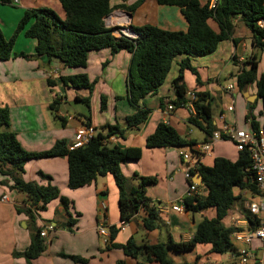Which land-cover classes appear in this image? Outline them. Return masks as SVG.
<instances>
[{
	"label": "crops",
	"instance_id": "obj_1",
	"mask_svg": "<svg viewBox=\"0 0 264 264\" xmlns=\"http://www.w3.org/2000/svg\"><path fill=\"white\" fill-rule=\"evenodd\" d=\"M137 1L125 0L123 4L128 8ZM205 1L201 0L202 3ZM109 4L112 11L104 18L103 25L106 29H114L112 35L115 38L122 36L124 31L143 25L171 32H185L187 28L178 8L158 5L155 0H144L132 12L128 9L115 8L122 4L121 0H109ZM39 8L51 9L64 20L63 11L57 0H20L17 6L0 1V30L4 39L12 37L26 9ZM233 23L232 38L236 39L237 43L232 40L223 41L210 55L190 57L191 66L197 72L199 83L190 71L183 74L187 88L186 98L191 93L205 95L206 101L203 103L209 105L211 109L214 132L220 131L223 126L242 131L249 130L246 115L249 106L254 102L258 103L252 114L257 121L260 118L261 107L260 101H257L255 86L239 91L234 82L237 71L251 55L256 57L258 75L264 73V49L252 48L251 34L239 18L234 19ZM29 25L16 36L12 49L14 54L34 55L36 41L24 36ZM210 26L215 29L212 22ZM184 57L175 58L157 93L140 101L141 108L150 110L147 121L138 130L127 131L124 139L117 138L109 143L120 148L142 150L139 160L121 165V172L126 178L134 179V184L137 185L139 177L156 179V183L147 185L145 190L146 197L158 212L157 229L146 233L142 225L144 213L139 210L121 230L118 193L111 175L100 176L87 186L70 190L67 187L66 158L28 161L21 175L24 182L35 183L38 186H54L60 195L69 201L67 210L57 199L49 202L44 211L37 213L35 221L37 228L41 230L43 226L49 224L54 229L44 240L45 251L32 260L31 264H137L138 261H143V255H139L138 260H135L126 256L120 249L110 248L108 245L124 244L128 239L136 244L149 245L168 241L186 243L191 239L201 219L214 218L213 209L194 214L187 211L179 214L171 210H161L163 206L181 203L185 198L188 183L182 176L183 164L179 153L188 151L189 148H145L146 138L153 133L159 123L170 125L183 140L193 141L195 144L204 142L206 138L203 131L189 124L190 115L187 109L175 108L172 102L175 99L172 80L176 77L178 64ZM129 59V53L124 50L111 54L109 49H101L89 53L84 70L63 68L58 60L44 56L16 57L0 61V107L8 110V130L15 134L24 150L40 153L49 150L57 142L70 144L76 132L86 127L85 123L89 124V129L93 133L107 124H117L121 129H125L126 117L135 112L126 100L125 79ZM52 72L56 74L48 78V74ZM81 72H84L94 84L90 94L86 90H69V87H64L59 80V76ZM48 79L53 82L52 87L48 86ZM229 84L234 85L232 92L226 91ZM56 96L59 97V102L53 111L50 106ZM101 96L106 99L104 111H100ZM76 97H89L90 102L85 105L76 101ZM168 105L173 107L171 111L167 110ZM230 106L232 110H228ZM68 109H71V114ZM223 138L213 143L211 156L201 158V166L210 167L213 159L218 157L230 161L237 159L239 152L232 142L225 136ZM40 174L45 177H41ZM134 184L131 186H137ZM12 185V180L0 173V264H26L24 258L15 257L14 254H21L28 248L32 227L28 217L16 210L27 206L26 197L12 189ZM199 192L201 195L205 194L201 185ZM3 196L6 197L5 200H2ZM256 196L257 193L242 191L240 198L228 212L229 221L231 218L244 219L247 215L245 203L257 200ZM101 204L105 206L104 209L101 208ZM70 221L71 231L65 225ZM99 226H104L108 232L110 227L117 229L111 240L109 234L107 245L97 233ZM234 244V249L224 254L213 253L210 245H196L191 252H169L168 257L174 264H235L232 256L239 245ZM60 254L78 257L86 262H75Z\"/></svg>",
	"mask_w": 264,
	"mask_h": 264
},
{
	"label": "trees",
	"instance_id": "obj_2",
	"mask_svg": "<svg viewBox=\"0 0 264 264\" xmlns=\"http://www.w3.org/2000/svg\"><path fill=\"white\" fill-rule=\"evenodd\" d=\"M4 4H10L11 0H0ZM64 14L61 20L55 12L48 8L26 9L20 18L12 37L4 39L0 30V61L12 58L40 57L58 60L63 68L84 70L89 53L101 49H109L111 54L126 51L130 55L126 79V100L135 109V112L126 117L125 129L117 124L105 125L98 129L82 148L69 151L67 144L57 142L47 151L33 153L24 150L18 143L14 133L9 131V113L6 108L0 107V173L8 176L12 182V189L19 191L26 197L25 208H17L18 213L25 214L32 227L28 248L15 257L24 258L26 264L38 258L45 251L44 239L40 237V229L36 227L37 213L44 211L46 205L59 200L67 210L69 201L62 197L54 186H38L35 183L24 182L21 175L24 165L28 161L39 159H51L57 157L66 158L68 166L67 187L77 190L94 182L98 177L111 175L117 189L118 212L121 222H128L139 210L143 211L142 225L146 233L157 229L158 212L151 201L146 197V186L155 184L154 177H139L137 186H128L127 178L121 172V165L128 161H137L141 157L140 148H120L106 141L110 137L124 139L127 131H135L144 124L150 110L140 107L142 99L149 95H155L163 85L171 65L176 57L185 56L178 64L176 77L172 80L175 93L174 107H183L186 102L187 88L183 80L185 71H190L199 83L198 75L191 66L190 57H202L214 53L217 46L227 40L233 39L234 19L239 20L251 34V46L253 49H264V27L259 23L264 22V0H217L213 8H209L208 0H155L158 5L176 7L180 10L187 28L185 32L164 31L155 26L143 25L131 28V32L137 35L136 39L125 36L115 38L114 29H106L103 20L112 11L109 0H57ZM122 4L116 9H128L132 12L144 0H138L133 6L125 7ZM215 25V29L210 23ZM29 25L24 32L25 38L36 41L34 55L12 52L14 41L19 32ZM64 87L86 90L89 94L93 89L84 72L70 76H59ZM235 86L243 91L250 86H255L257 101H260L261 110L259 116L262 123L257 121L252 114L258 102H254L248 108L246 121L252 131L259 129L264 131V73L258 75V63L254 55L249 56L235 75ZM49 87L53 82L48 79ZM194 103L195 115L188 120L192 127L200 129L206 135L204 140L212 135L215 127L212 124L211 109L204 104L205 95L196 93ZM78 102L89 104V97L75 98ZM59 97L53 100L50 109L55 111ZM105 97L100 98V111L105 110ZM86 128L89 124L85 123ZM193 141L183 140L170 125L159 123L153 133L145 140L147 149H165L191 147ZM251 161L246 150L238 153L235 161L225 158H214L210 167L200 166L197 170L201 178V187L205 194L184 198V209L191 214L213 209V219L203 218L196 225L191 239L186 243H147L136 244L128 239L124 244L110 243L108 247L120 249L126 256L138 260L143 255L142 262L137 264H174L168 257L169 252L188 253L194 250L196 245H210L211 251L224 254L234 249L230 235L234 230L225 226L223 220L227 217L233 204L240 198L242 191L252 194L257 189L251 175ZM41 175V174H40ZM41 177H45L42 176ZM237 190V192H236ZM131 211V212H130ZM250 228H255L257 222L245 215ZM71 221L65 225L69 230ZM71 231V230H69ZM117 229L109 228L110 240ZM107 245V244H106ZM68 257L72 261L85 263L74 256Z\"/></svg>",
	"mask_w": 264,
	"mask_h": 264
},
{
	"label": "built area",
	"instance_id": "obj_3",
	"mask_svg": "<svg viewBox=\"0 0 264 264\" xmlns=\"http://www.w3.org/2000/svg\"><path fill=\"white\" fill-rule=\"evenodd\" d=\"M217 0H209V8H213L216 5ZM20 0H11L12 6L19 5ZM261 27H264V22L259 23ZM129 34L122 32V36L136 39L137 35L130 30ZM56 73L52 72L48 74V78L54 76ZM234 85L229 84L226 86L227 92H232ZM197 97L195 93L189 94L186 98L185 107L191 116L195 115L194 103ZM173 107L167 106V110L171 111ZM228 110H232V107H228ZM93 131L89 128H81L74 136L73 142L67 145L69 151L82 148L88 144L93 136ZM223 136L227 140L233 143L235 149L238 152L246 150L251 161V175L254 180L257 189V200L248 201L245 203L246 214L257 222L255 228H250V225L246 218L241 220L230 219V226L234 230L232 231L230 238L232 244L237 243L239 247L235 250L232 260L235 264H264V131L259 129L257 132L251 129L247 131L237 130L233 127L223 126L220 131H215L208 138L207 141L194 144L188 151H182L179 153V157L182 161L183 168L181 170L183 178L188 183L185 198H192L201 196L199 192V186L192 181L193 176L198 175L197 170L201 166V158L205 156H211L213 143L223 140ZM117 137H110L106 142L111 143L115 141ZM6 197L3 196L2 200ZM101 208L105 206L101 204ZM161 210H171L179 214L185 211L183 203L168 204L161 208ZM126 222H121V230H123ZM53 226L45 225L40 230V237L44 240L48 238L50 232L53 231ZM97 233L104 239V244L108 243L109 232L104 226L97 228ZM255 242L257 245H255Z\"/></svg>",
	"mask_w": 264,
	"mask_h": 264
},
{
	"label": "rangeland",
	"instance_id": "obj_4",
	"mask_svg": "<svg viewBox=\"0 0 264 264\" xmlns=\"http://www.w3.org/2000/svg\"><path fill=\"white\" fill-rule=\"evenodd\" d=\"M66 88H68V87H66ZM69 90L70 89H73V88H71V87H69L68 88ZM74 90H76V91H81V89H74ZM89 102H90V100H89ZM68 111H69V113L71 114L72 113V111H71V109H68ZM259 122L260 123H262V118H259ZM247 131V130H246ZM127 184H128V186L130 185H132V184H134V179L132 180V179H130V178H127ZM134 185H137V184H134ZM206 210H210V209H206ZM214 212V211H213ZM215 217V216H214ZM158 220V219H157ZM223 224L225 225V226H230V221H229V216H227V218H225V220L223 221ZM235 245V244H234ZM238 247V246H237Z\"/></svg>",
	"mask_w": 264,
	"mask_h": 264
},
{
	"label": "water",
	"instance_id": "obj_5",
	"mask_svg": "<svg viewBox=\"0 0 264 264\" xmlns=\"http://www.w3.org/2000/svg\"><path fill=\"white\" fill-rule=\"evenodd\" d=\"M192 181L195 182L198 186L201 185V178H200L199 175H195V176H193ZM130 212H131V211H130Z\"/></svg>",
	"mask_w": 264,
	"mask_h": 264
},
{
	"label": "bare ground",
	"instance_id": "obj_6",
	"mask_svg": "<svg viewBox=\"0 0 264 264\" xmlns=\"http://www.w3.org/2000/svg\"><path fill=\"white\" fill-rule=\"evenodd\" d=\"M126 34H129V31H124Z\"/></svg>",
	"mask_w": 264,
	"mask_h": 264
}]
</instances>
